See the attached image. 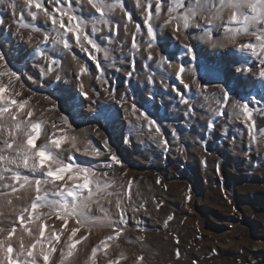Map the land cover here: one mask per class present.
Returning <instances> with one entry per match:
<instances>
[{
  "label": "rangeland",
  "instance_id": "1",
  "mask_svg": "<svg viewBox=\"0 0 264 264\" xmlns=\"http://www.w3.org/2000/svg\"><path fill=\"white\" fill-rule=\"evenodd\" d=\"M23 1L0 0V18L5 21L0 25V52L5 54L10 67L21 77L20 81L13 79L11 91L21 92L24 87L20 84L22 79L29 87L36 88L38 93L53 89L55 94L66 98L71 112L78 118L82 114L81 107L75 104L76 99L74 101L73 97L82 95L80 85L83 84L84 91L88 92L87 97L83 95V106L87 105L94 110L93 114L101 126L114 134L116 145L123 149V156H118L122 165L105 169L104 161L108 156L84 155L85 142L78 144L80 152L71 149L67 141L62 142L58 151L67 157L69 152L65 150H70L76 162L101 171L107 170L108 177L105 179L115 181L109 191L123 194L124 204H131L133 207L143 205L135 212L131 207L128 208L129 219L125 231L115 240L107 241L106 250L100 246L96 257H90L88 263L108 264L109 259H119L123 252L126 258L121 259L120 264H135V257L141 254L145 256L144 264H253L258 257L261 258L260 264H264V174L260 178L245 174L251 168L247 159L263 158L259 149L260 145H264V140L257 138L251 145L243 119H236L231 115L233 109L230 105L224 107L223 115H217L220 108L215 103V98L223 95L220 89L225 88L230 90V101H252L253 108L264 106V86L260 82L262 77L258 74V62L245 64L243 61L249 59L245 54L231 46H213L208 39H199L202 33L195 31L192 33V40H186L183 36L177 40L172 35L171 27H168L163 31L171 43L166 48H161V41L158 40L157 46L151 51L157 60L158 52L166 56L175 53V63L183 62L185 65V72L177 78L176 69L168 68L167 65L158 67L155 60L145 58L147 53L144 41L147 36L143 14L137 19L133 16V8L127 6L125 0H111L115 4L123 3L125 11L133 16L136 23L141 24L142 34L137 35V41L142 45L139 50L131 48L135 25L130 23L125 33L124 22L127 18L116 7L108 15L114 26L116 21L120 22L118 31L111 33L114 37L111 44L99 41L102 49H108L109 56L105 59L103 50L96 53L103 71L96 67V61L91 59L89 52L82 51L75 44V37L69 33L71 51L64 50L59 45L58 49L64 52L63 56L58 57L60 66L47 76H41L34 65L47 62L34 49L40 45L49 55H55L50 51L51 42L41 41L45 30L52 36L56 33L51 31V21L42 11L33 7L31 11L37 13L33 18L29 10H24ZM146 1L144 0L147 9ZM134 2L140 5V0ZM13 3L16 5L15 12L12 10ZM44 7L51 12L55 6L45 0ZM73 7L81 16L88 18L84 31L91 33V14L94 9L87 0H73ZM18 11L21 12L17 13ZM163 13L162 11L158 24H162L166 18ZM64 19L67 23V17ZM96 19H99L98 14ZM22 24L38 26L41 31L24 28ZM97 27L103 28V32L95 34L97 37L108 33L106 26L97 24ZM212 39L222 40L223 37L213 36ZM254 39L242 37L241 42ZM184 43L193 45L195 59L186 54ZM205 45H210L211 49L207 50ZM87 47L91 49V45ZM30 50L34 53L31 54ZM8 53H11V58ZM132 60L136 61L135 70L132 69ZM67 62L72 65L68 66ZM144 64L151 67L144 68ZM81 65L89 71L77 79ZM116 67L122 70L116 71ZM189 68L194 72H189ZM249 68L251 71L247 70ZM128 71H133L131 77L127 75ZM57 74L60 76L59 80L55 78ZM149 76H154V80L149 81ZM239 77H244V81ZM181 79L189 88L183 87ZM4 80L7 82L6 77ZM193 81H199L204 91L198 90ZM173 87L183 92L185 99L192 105L191 111L188 105L181 102L180 96L172 90ZM255 100H260L261 103L256 104ZM133 102L141 111L147 110L157 121L160 134L155 133V126L151 130L147 126L141 127L136 117L129 114ZM256 114L254 112L253 119ZM88 118L83 117L84 121L73 125L75 134L83 136L85 133L81 130H87L86 135L93 145L107 154L108 147L92 134ZM43 120L48 121L43 125L48 135L42 133L38 144L47 141L53 134L49 129L51 121L47 118ZM209 121L214 124L211 129L207 127ZM59 136L57 131L56 137ZM126 140L130 142H125ZM164 140L167 141V147L163 144ZM205 141L210 149L204 151L200 148V142ZM199 160H204L207 165L202 172L197 167ZM217 161L220 162L221 175L227 182L222 189L214 178ZM261 171H264V167ZM201 174L209 181L205 185ZM129 180L132 181L131 200L128 199ZM189 195L191 199H188ZM109 199L111 204L107 200H101V203L113 219H118L115 208L117 197L114 195ZM92 213L96 216L104 215L96 205H93ZM201 213L204 215L203 220ZM169 215L174 217L171 221H167ZM92 232L86 243L93 247L99 246L101 240L113 234L108 227L93 228ZM94 232L100 234V240L93 241ZM257 238L263 240L259 251L255 250ZM84 241L76 246L72 256L66 258L65 264H76L75 261L84 257L85 253L79 254L77 248ZM177 249L179 256L176 255Z\"/></svg>",
  "mask_w": 264,
  "mask_h": 264
},
{
  "label": "snow or ice",
  "instance_id": "2",
  "mask_svg": "<svg viewBox=\"0 0 264 264\" xmlns=\"http://www.w3.org/2000/svg\"><path fill=\"white\" fill-rule=\"evenodd\" d=\"M49 3L55 6L51 12L44 7L43 0H24L29 14L33 18L36 17L37 13L31 11L33 7L42 11L51 21V31L56 33L55 36H52L48 30H45L41 41V43L51 42L50 51L55 55H49L48 51L40 45L34 49L36 54L47 62L34 65L41 76H47L55 70L54 66H59L60 59L58 57L64 55V52L58 49L59 45H62L64 50L71 51L72 44L69 33L75 37V44L82 51L89 52L91 59L96 61V67L103 71L96 53L103 50L104 58L107 59L109 56L108 49H102L99 41H108L109 44L113 41L114 37L111 33L118 31L120 22L116 21L114 26L108 13L116 7H119L127 17L124 22L125 33H127L130 23L135 25L131 48L138 51L142 46L137 41V35L142 34V26L125 11L123 3L115 4L111 0H87V3L94 9V13L91 14V33L84 31L88 18L76 12L73 0H49ZM165 9L166 18L163 19L162 24H158L157 21L160 20L161 13ZM12 10L16 11L15 3L12 4ZM97 14L98 20L96 19ZM65 17H67V23ZM4 23V19L0 18V25ZM97 24L106 26L108 33L97 37L95 35L97 32H103V28L97 27ZM143 25L146 26L147 36L144 41L147 53L145 58L149 61L155 60L158 67L167 65L168 68L176 69L175 76L177 78L185 72V65L183 62L175 63V53L166 56L162 52H158L157 60L151 51L157 46L158 40L161 41V48H166L171 43L163 31L168 27H171L172 35L177 40L183 36L184 39L190 41L194 38L192 33L195 31L202 33L199 39H208L213 43V46L235 48L249 58L243 63L258 62L260 66L258 74L264 78V0H147V9L143 12ZM22 26L27 27L28 25L22 24ZM33 31L39 32L41 29L34 27ZM220 35L223 37L222 40L212 39L213 36ZM242 37H254L255 39L254 41L241 42ZM87 45H91V49ZM183 47L187 49V55L192 56V59L196 58L191 43H184ZM93 49L95 51H92ZM135 54L136 52L133 53V55ZM131 64L132 69L135 70L136 61L132 60ZM142 66L144 68L151 67L148 64ZM121 70L122 68L116 67V71ZM247 70L251 71V68ZM88 71L87 67L81 65L77 79ZM188 71L194 72L191 68ZM132 74L133 71L127 72L129 77ZM5 77L7 82L4 80ZM55 78L59 80V74ZM13 79L20 81L21 77L10 67L5 54L0 52V187L10 188L13 193L17 192L18 188L24 189L26 193H34V196H29L30 207L18 210L17 223L22 229V233H27L31 237L34 235V231H37L38 236L29 246L24 243L23 234L19 235V248L15 249L13 237L17 234V226L13 225L9 228L0 226V264H41V258L43 264H49L53 253L57 251L61 257L60 264H65L66 258L72 256L73 250L87 238L93 228H111L113 234L101 240L99 246L92 247L91 257L95 258L100 246L106 250L108 248L107 241L115 240L125 231L129 219L128 208L131 207L135 212L139 211L143 205L133 207L131 204H124L123 194L109 191L115 181L105 179L108 177L107 170L101 171L93 166L76 162L70 150H65L69 152L67 157L63 152L58 151L61 149L62 142L67 141L71 149L80 152L78 144L85 142L84 155L90 157L108 156V159L104 161L105 169L122 165L117 153L109 147L107 138L103 142L105 147H108V152L105 154L93 145L92 140L86 135L87 130H81L85 133L83 136L75 134L76 130L68 115L61 113L58 122L53 120L51 122L52 137L38 144L37 141L42 133L48 135L46 129H43V125L48 121L33 119V107L29 105L32 97L17 99L21 97V93L9 90L13 85ZM148 79L152 81L154 76H149ZM180 83L185 89L189 88L183 79L180 80ZM193 83L196 84L198 90L204 91V87L199 81H193ZM80 90L82 95L88 96V92L84 91L83 84L80 85ZM172 90L177 92L181 102L188 105L189 111H191L192 105L185 99L183 92L175 87ZM220 91L223 95L215 98V103L220 108L217 115H223L224 107L230 105L233 109L231 115L236 119L242 118L247 125L250 140H257V129L261 138L264 139V120L258 125L257 121L253 119L254 112L264 117V107L253 108L252 101L242 102L239 99L230 101V90L221 88ZM109 92L111 94V89ZM206 99L208 98L206 97ZM255 103L260 104L261 101L255 100ZM55 107L56 105L53 103L52 108L55 109ZM129 114L136 117L141 127L147 126L151 130L155 126V133L160 134V126L147 110L141 111L133 102ZM133 127H136V124H133ZM207 127L213 128V122L209 121ZM57 131L60 133L58 138L56 137ZM95 131L97 136L101 134L99 130ZM125 142L130 141L126 140ZM163 144L167 147L166 140L163 141ZM245 154L247 155V153ZM21 169L30 174H25ZM157 182L159 183V180ZM131 185L132 181L129 180L127 182L129 200H131ZM114 195L117 197L115 208L118 219H113L101 203V200H107V203L111 204L112 201L109 198ZM188 199H191L190 195ZM8 203L11 204L12 201L8 200ZM93 205L100 208L104 215H94L92 213ZM45 209L47 211H42ZM53 216L62 222L59 228L45 223ZM173 218L172 215H169L167 221H171ZM70 220L73 221L72 226H69ZM46 229H48L47 234ZM82 229L86 231L82 232ZM78 233H80L79 236H77ZM62 236L65 237L63 241ZM177 243H179L178 239ZM176 255L179 256V249L176 250ZM125 258L124 253L121 252L119 259H109L108 264H120V260ZM144 261L145 256L142 254L135 257V264H144Z\"/></svg>",
  "mask_w": 264,
  "mask_h": 264
},
{
  "label": "bare ground",
  "instance_id": "3",
  "mask_svg": "<svg viewBox=\"0 0 264 264\" xmlns=\"http://www.w3.org/2000/svg\"><path fill=\"white\" fill-rule=\"evenodd\" d=\"M125 1H126L125 3L127 6H131L133 8V10H134L133 16L137 17V19H140L141 14H143L144 10L146 9V5H145L144 0H140V3H139L140 5H137L136 3H138V2H134V0H125ZM146 4H147V1H146ZM165 11H166V9L163 11L164 12L163 14H165ZM123 16L125 17L124 14H123ZM144 27H146V26H144ZM0 42H1V40H0ZM205 48L207 50H210L211 46L205 45ZM30 53L33 54L34 51L30 50ZM8 55L11 58V53L10 54L8 53ZM69 62H67L68 66L72 65V63H69ZM139 66H140V64H139ZM17 69H18V71H20L19 66ZM239 79H240V77H239ZM243 79H244V77L243 78L241 77L240 80L244 81ZM21 82L22 83H20V84H22L24 87H22L21 92H20L21 97H18L17 99L28 98L29 96L32 97L30 102H29V105L33 107V111H34L33 119H45V118H47L51 122L53 120L58 122L60 114L63 113L64 115H68L70 118V122L73 125H75L81 121H84V119H82L83 117L86 118L88 116L89 117L88 118L89 123L92 126V129H90L92 134L95 135L100 140H102V142H104L105 138H107L109 147H111L112 150L115 153H117L118 156H120V157L123 156V149L121 147H118V145H116L117 141L114 137V134L105 130L101 126V123L97 119L96 115L93 114L94 110L89 108L87 105L83 106L84 104L82 102H84V100H85L83 95H80V96L76 95L73 97L74 101L76 99L75 104H77L78 107H81L80 112L82 114L80 115V117L77 118L75 116L76 114H73L71 112V108L69 106V103H66L67 100H66V98H64V96L55 94V91H53V89L52 90L46 89L43 92L38 93L36 91V88L33 89L32 87H29L28 84L25 83L23 79L21 80ZM9 90L11 91V89H9ZM33 93H35V95H33ZM45 97H48V99H45ZM53 103L56 105L55 109L52 108ZM49 129H51V131H53L52 127H49ZM95 130H99V132L101 134L99 136H97ZM21 171H24L25 174H27L26 170L22 169ZM28 174H30V173H28ZM8 175H10V174H8ZM12 183H14V182H12ZM0 193H6V194H0V226L6 227V228H9L13 225L17 226V234H16V236L13 237V246L15 249L19 248L20 240L18 239V237L21 234H23V236H24V243L26 245L30 246V244L32 242H34L35 238L38 236V232L34 231V235L31 237L28 236L27 233H22V229L19 228L18 223H17V215H18V210L20 208L30 207L31 200L29 199V196H34V193H26L24 189H19V188H18L17 192L13 193V192H11L10 188L5 189L2 187H0ZM8 200H11L12 203L9 204ZM14 210H16V211H14ZM42 211H47V210L45 209ZM201 218H202V220L204 219V215L202 213H201ZM45 223L51 224L55 228H59V226L61 225L62 222L57 220L53 216L50 220L45 221ZM72 225H73V221H71L69 223V226H72ZM47 231H48V229H46V234H47ZM81 231L84 232L86 230L82 229ZM92 233H93L92 231L90 233H88L86 239H88L90 237L89 235H91ZM94 233H95V235H93L94 236L93 241L100 240V238H101L100 234L96 233V232H94ZM79 235H80V233L77 234V236H79ZM61 239L63 241L65 239V237L62 236ZM86 239H84L85 241L83 243H81L79 245V247H77L79 249L78 250L79 254L85 253V255H84V257L75 261L76 264H90V263H88V261L91 257V249L93 246L87 244ZM261 242H263V240H261L260 238H257V242H256V246H255L256 251H259L261 249L260 248ZM65 251H66V249H65ZM260 259L261 258L258 257L257 261H255L253 264H260ZM60 260H61V257H60L59 251H57V252L53 253L52 257L50 258L49 264H60ZM41 264H43L42 258H41Z\"/></svg>",
  "mask_w": 264,
  "mask_h": 264
},
{
  "label": "crops",
  "instance_id": "4",
  "mask_svg": "<svg viewBox=\"0 0 264 264\" xmlns=\"http://www.w3.org/2000/svg\"><path fill=\"white\" fill-rule=\"evenodd\" d=\"M23 3H24V1H23ZM23 8H24L25 11L28 10L27 9V6L25 4H24V7ZM19 12H21V11H18L17 13H19ZM260 82L264 86V78H261ZM247 135H249L248 134V129H247ZM263 144H264V142H263ZM251 145H253L252 141H251ZM200 148H202V150H204V151H205V149L206 150L210 149L207 141L200 142ZM251 148H253V146H251ZM259 150L261 151L260 154H261V157H263V158H260L259 157V158H254L252 160L247 159V163H249L250 164L249 166L251 167L247 172H245L246 176H248V177H252L253 175H256V176H258L260 178L264 174V171H261V168L264 167V164H263L264 163V145H260V149ZM198 162L199 163H198V166L197 167L199 168V171L202 172V170L207 167L206 162L204 160H199ZM214 173H215L214 174L215 175V177H214L215 178V181H216V183H218V186L220 187V189H222V187H224L227 182H225V179H224L223 175H221L222 174V171L220 169V162L219 161H217L216 165L214 166ZM201 177H202V180H203V184L204 185L207 182H209L208 179L205 177V175L203 176L201 174ZM220 194L221 195H224V193H220ZM250 197L252 198L253 196H250ZM241 198H242V196H241ZM243 203L246 204V205H249L250 204L248 202H243Z\"/></svg>",
  "mask_w": 264,
  "mask_h": 264
},
{
  "label": "water",
  "instance_id": "5",
  "mask_svg": "<svg viewBox=\"0 0 264 264\" xmlns=\"http://www.w3.org/2000/svg\"><path fill=\"white\" fill-rule=\"evenodd\" d=\"M43 3L45 5V0H43ZM22 26V25H21ZM23 27V26H22ZM34 27H38V26H35V25H28L27 27H24V28H30V29H33ZM61 62V61H60ZM61 64V63H60ZM59 64V66H60ZM59 66H54L55 69H57ZM264 107V106H262ZM255 120L257 121V124L259 125L262 120H264V117H261L259 114H256L255 116ZM257 138H261L260 134H259V130L257 129ZM262 139V138H261ZM264 140V139H263Z\"/></svg>",
  "mask_w": 264,
  "mask_h": 264
}]
</instances>
